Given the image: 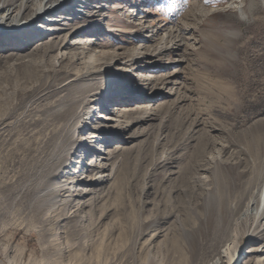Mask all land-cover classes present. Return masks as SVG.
Masks as SVG:
<instances>
[{
	"label": "rangeland",
	"instance_id": "374dc122",
	"mask_svg": "<svg viewBox=\"0 0 264 264\" xmlns=\"http://www.w3.org/2000/svg\"><path fill=\"white\" fill-rule=\"evenodd\" d=\"M93 5L103 10L105 21L94 28L88 26L94 19L72 24L79 36L71 39L73 45L66 52L72 56L81 48L82 53L72 68L67 62L61 65L57 53L46 63L37 61L44 49L31 53L16 49L0 58V121L7 125L0 131V147L5 157L12 156L6 167H0V264L215 263L230 242L234 221L230 218L220 229L219 212L207 210L209 192L219 183L206 161L220 157L244 163L264 153V3L101 0ZM239 12L248 20L243 21ZM145 24L156 32L188 27L189 46L179 54L156 58L151 70L135 68L130 71L134 76L121 74V81L107 75L87 86L104 97L108 93L112 100L126 90L129 98L105 103L103 111L100 106L108 97L95 103L84 115H89L85 126L96 121L97 111L101 118H113L123 107L131 109L122 119L130 130L123 142L111 141L97 159L91 160L84 151L87 168L75 178L86 181L92 162L100 165V159L117 147L119 159L107 174L119 168L120 175L97 185L96 192L85 198L79 195L87 186L74 187L64 196H71L67 209L62 200L42 209L36 192L38 173L46 162L37 161L48 122L40 129L32 123L43 118L55 99L54 89L63 87L59 85L63 74L73 79L86 70V63L93 64V53L99 55V63H106L126 60L144 46L151 50L158 39L154 34V40L144 42ZM179 56L185 62L176 64ZM50 79L56 84L49 92L35 91V84ZM144 115L150 120L133 124ZM38 129L42 136L37 142ZM248 142L252 148L246 147ZM67 172L59 181L74 180L73 171ZM263 183L264 174L255 190L257 203ZM220 190L232 204L234 191L224 182ZM262 245L242 238L235 264H264Z\"/></svg>",
	"mask_w": 264,
	"mask_h": 264
},
{
	"label": "bare ground",
	"instance_id": "6f19581e",
	"mask_svg": "<svg viewBox=\"0 0 264 264\" xmlns=\"http://www.w3.org/2000/svg\"><path fill=\"white\" fill-rule=\"evenodd\" d=\"M95 1L101 0H0V58L16 49L29 51V53H31L30 51H41L44 49L42 56L36 59L37 61L46 63L57 53L58 56L61 55L58 62L61 65L67 62L72 68L74 62L79 61L82 55L81 48H77L76 50H80V52L72 56L71 51L66 52V49L73 45L71 39L79 36V33L73 30L72 24L78 20L91 21L94 19L89 25L87 24L94 28L101 26L103 21H105V17H101L100 14V11L102 12L103 10L93 5ZM251 1L253 3L254 0ZM261 1L264 3V0ZM239 14L243 21L248 20L245 14L242 12H239ZM137 18L139 17L137 16ZM141 26L143 27L142 34L145 36V43L154 40V37H152L154 34L158 39L156 44L149 46L151 50L145 51L147 46H144L140 48L137 54L129 55L126 60L124 58L123 62L119 59L116 62L109 60L106 63H99V55L93 53V64L86 63V66H88L86 70L76 73L73 79L63 74L62 83H59L63 87L54 89V101L44 110L43 118L32 123V126L40 129L39 126L44 121L48 122V127L42 129V132L46 134L43 136L45 140L41 158L37 161V164L43 161L44 163L46 162V167L38 173L40 181L36 192L42 209H47L50 205L56 204L61 200L62 205L65 206L64 209H67L71 196H64L68 191L74 190V187L78 185L87 186L88 190L84 194L79 195L85 198L86 195H92L96 192L97 185L101 186L104 183L116 180L120 175L121 169L119 168H116L114 174H112L114 170L107 174L109 168L116 164L119 157V149L121 150V148L117 147L118 151H114L106 159L103 157L100 159V165H97V160L96 163L92 162L87 169L89 175L85 177L86 181L80 182L75 178L78 173L87 168V164L85 165L83 162L82 155L84 151L86 156L91 155V160L97 159L104 154V147L112 146L110 144L111 141H116L119 142L116 144H120L123 142L121 140L126 139L130 130V125H126L122 119H126L127 114L128 116L130 115L131 109L123 107H119V111L112 114L113 118H101V116H97L99 114L97 111L95 113L96 121L92 122L89 128L85 126V119L89 121V115L88 118L87 116L85 118L84 115H87L85 113L91 110L95 103L103 102L105 101L104 98L108 97L109 100L100 106L101 111H103L105 103L115 104L117 103L116 101L129 98L126 90L119 92V96L116 95L117 98L114 97L115 100H112L108 93V96L104 97V93L97 92L92 87L88 89L87 86L99 83L107 75H111L114 79L121 81V74L122 76L126 74V76H129V72L135 68L138 70L150 69L153 66L151 64L152 61L157 60L156 58L179 54V52L189 46V34L191 32L188 27L171 31L168 27H164L162 31L156 32L154 27H149V24ZM62 33L68 34L62 35ZM165 34L169 36L162 42L161 39ZM81 44L86 47L91 46L88 42H81ZM182 62H185V59L180 56L175 61L176 64ZM145 64L148 65L145 66ZM69 72V69L66 68V73ZM130 74V76H134L132 72ZM54 83V80L50 79L41 84H35L34 88L37 87L35 91L39 90L38 92L44 93L47 90L49 92L50 86ZM138 87L136 88H142ZM146 118L147 116L144 115L135 120L133 124L145 121ZM3 121H0V131L5 130L7 127ZM39 129L34 133L37 135V142L39 137L42 136ZM88 134H90L89 138H87ZM89 144H96L98 147H90L89 149V146L87 147ZM252 146L253 143L248 142L246 144V147L252 148ZM4 152V148L0 147V167H6L12 161V156L8 155V157H5ZM207 163L208 167L214 169L217 183H219L218 185L216 184L214 191L209 192L207 210L219 212L218 227L220 229L225 228L229 224L230 218L233 217L234 221L231 225L229 244L221 252L216 262L212 264H235L239 241L244 237L250 239L251 242H263L259 253L264 254V183L258 203L256 202L255 193L258 181L264 174V153L252 155L244 163H230L220 157L219 159H213V161H206ZM67 171H73L74 180L68 182L59 181V176L69 174ZM223 182L224 185L234 191L233 201L230 205L226 203L227 196L225 197L220 190Z\"/></svg>",
	"mask_w": 264,
	"mask_h": 264
},
{
	"label": "snow or ice",
	"instance_id": "6c2138e0",
	"mask_svg": "<svg viewBox=\"0 0 264 264\" xmlns=\"http://www.w3.org/2000/svg\"><path fill=\"white\" fill-rule=\"evenodd\" d=\"M206 2H211V0H206Z\"/></svg>",
	"mask_w": 264,
	"mask_h": 264
}]
</instances>
